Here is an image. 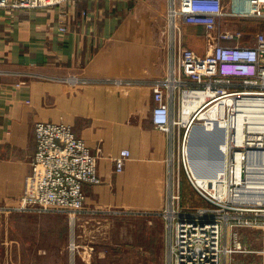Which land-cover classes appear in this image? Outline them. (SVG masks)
I'll return each mask as SVG.
<instances>
[{"label": "crops", "instance_id": "1", "mask_svg": "<svg viewBox=\"0 0 264 264\" xmlns=\"http://www.w3.org/2000/svg\"><path fill=\"white\" fill-rule=\"evenodd\" d=\"M224 2L225 21L247 29L239 14L249 12L255 0ZM168 8L169 0H80L13 14L0 10V264H54V240L63 242L62 231L68 240L66 222L55 227L54 219L63 214L20 206L38 122L69 124L100 157L102 184L86 186L81 219L91 218L89 208L111 196L140 197L133 204L144 207L163 205L170 181L165 169L172 151L180 167L184 136V130L170 135L152 123L153 88L170 68ZM260 22L257 29L264 27V19ZM62 25L66 33L60 32ZM200 29L182 25L181 34ZM242 43L254 45L253 39ZM69 78L78 83L69 84ZM123 149L132 156L117 173L114 158ZM175 177L182 204L194 208L184 203L185 195L200 200L180 174ZM163 238L167 253L166 225Z\"/></svg>", "mask_w": 264, "mask_h": 264}, {"label": "built area", "instance_id": "2", "mask_svg": "<svg viewBox=\"0 0 264 264\" xmlns=\"http://www.w3.org/2000/svg\"><path fill=\"white\" fill-rule=\"evenodd\" d=\"M79 1L0 0V10L13 14ZM225 15L224 0H169L166 22L174 36L170 68L153 88L152 123L170 135L184 130L179 170L205 206L182 204L172 151L168 167L173 173L162 213L168 264H230L235 255L254 254L242 239L245 230L262 233L259 254L264 264V28L253 36V46L245 45L243 33L222 27ZM239 16L262 21L264 0H255L251 10ZM182 25L207 31L204 56L184 45L179 36ZM60 32L66 33L67 28L62 25ZM67 82L78 83L74 78ZM198 100L189 112L186 102ZM196 127L211 134L210 145L224 136L219 147L222 172L217 175L210 169L218 161L197 168L190 160V137ZM35 142L20 206L53 210L75 224L76 215L86 206V186L102 184L100 157L64 122L36 123ZM131 156L129 149H123L114 158L117 173L123 172ZM72 249H76L74 244Z\"/></svg>", "mask_w": 264, "mask_h": 264}, {"label": "rangeland", "instance_id": "3", "mask_svg": "<svg viewBox=\"0 0 264 264\" xmlns=\"http://www.w3.org/2000/svg\"><path fill=\"white\" fill-rule=\"evenodd\" d=\"M240 21L246 26L250 23ZM157 23L156 29L160 30V21ZM252 25L256 26L255 23ZM222 27L231 31H239L237 21H225ZM165 31L168 32L167 29ZM179 36L185 37L187 47L199 56H204L207 53L208 33L204 28L198 31H186L180 33ZM173 38L174 36L171 34L169 36L170 42ZM194 41H197V44ZM165 172L168 176H172L173 171L168 166ZM179 174L184 179L190 193L199 199L177 164L174 175L178 176ZM124 177L123 175L116 178ZM159 199L156 198L157 204H159ZM140 200V197L125 198L121 196L113 198L111 196L106 198L102 206L95 209L89 208V210L94 211L91 212L93 216L89 218L90 220L81 219L84 214L76 215L75 224H71L66 215L54 219L58 222L55 227L61 226V223L65 222L68 225L67 243L64 240L66 234L64 231L59 234L62 243L54 240V264H168L163 238L165 221L162 216L167 204V197L164 196L163 205L156 208L133 204ZM200 201L190 200L185 195L184 203L186 205L205 206ZM116 206L117 208H115ZM85 209H87L86 206ZM242 239L255 253L235 255L230 260V264H262V257L259 254V251L263 249L262 233L245 230L242 232ZM73 244L76 246L75 250L72 249Z\"/></svg>", "mask_w": 264, "mask_h": 264}, {"label": "water", "instance_id": "4", "mask_svg": "<svg viewBox=\"0 0 264 264\" xmlns=\"http://www.w3.org/2000/svg\"><path fill=\"white\" fill-rule=\"evenodd\" d=\"M200 134L205 135L206 137H208V139L203 140L202 142H199V144H197L195 139ZM210 137L211 134L208 133L203 127H196L193 129L190 137V160L192 164L195 165L197 168L208 167L211 165V163L218 161L219 163L216 164V166L212 167L217 171V169H220L221 167L220 162L223 161V156L220 153L219 147L224 142V136H222L215 145L209 144ZM203 148L208 150V152L210 151V155L208 157L206 155H202L201 152L203 151Z\"/></svg>", "mask_w": 264, "mask_h": 264}, {"label": "trees", "instance_id": "5", "mask_svg": "<svg viewBox=\"0 0 264 264\" xmlns=\"http://www.w3.org/2000/svg\"><path fill=\"white\" fill-rule=\"evenodd\" d=\"M243 21H247V22H250L247 26L248 28L247 29H242L240 30L241 33H243L245 35V37L243 38L242 42H247L249 40H252L253 39V36L262 28L264 27H260L259 29H257L259 23H261L260 21L258 20H253V19H242ZM256 24V26H253L252 24ZM252 36V38H250Z\"/></svg>", "mask_w": 264, "mask_h": 264}, {"label": "bare ground", "instance_id": "6", "mask_svg": "<svg viewBox=\"0 0 264 264\" xmlns=\"http://www.w3.org/2000/svg\"><path fill=\"white\" fill-rule=\"evenodd\" d=\"M199 102H201V100H198V102L196 101L195 103H191V102H189V101H187L186 102V106L188 107V108H190L189 109V112H191L192 111V109H193V107L195 106V105H197ZM189 112L186 114L187 116H188V114H189ZM201 136H205V135H203V134H201ZM196 138H198V137H196ZM200 138V137H199ZM198 138V139H199ZM202 138V137H201ZM201 138H200V140H201ZM201 141H203V140H201ZM209 141V140H208ZM200 142V141H199ZM210 152V151H209ZM208 152V150H206L205 148H203V151L201 152L202 153V155H206L207 157L210 155V153ZM206 156H205V158H206ZM213 173L212 174H214V175H217V174H219V173H221L222 172V169L220 170V169H217V171L215 170V169H213V168H211L210 169Z\"/></svg>", "mask_w": 264, "mask_h": 264}]
</instances>
